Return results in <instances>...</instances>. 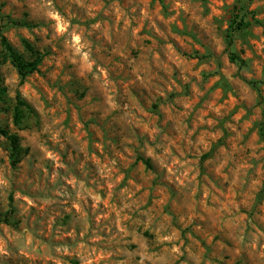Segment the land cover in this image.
<instances>
[{"label":"rangeland","instance_id":"1","mask_svg":"<svg viewBox=\"0 0 264 264\" xmlns=\"http://www.w3.org/2000/svg\"><path fill=\"white\" fill-rule=\"evenodd\" d=\"M1 37L43 58L0 64V264H264V0H0Z\"/></svg>","mask_w":264,"mask_h":264},{"label":"trees","instance_id":"2","mask_svg":"<svg viewBox=\"0 0 264 264\" xmlns=\"http://www.w3.org/2000/svg\"><path fill=\"white\" fill-rule=\"evenodd\" d=\"M252 23H257L252 14H249L244 4H235L232 8L225 38L227 40V48L230 49V60L239 66L244 65V61L239 59L232 51V43L235 33L243 32L249 28ZM22 47L25 54L16 50L4 37L0 38V64L9 61L14 67L17 74L24 80L27 76L37 71L38 66L42 61V55L36 51L31 44L22 40ZM264 84V81H263ZM256 90L257 83H251ZM3 99V89L0 87V100ZM35 117V113L31 106L24 100L17 97L16 104L13 109V124L18 129H24L22 125L24 115ZM0 134L4 136L10 144V158L13 164H16L23 154L27 153V149H23L20 144V139L16 134H11L4 130H0ZM143 164L147 169H150L149 160H143Z\"/></svg>","mask_w":264,"mask_h":264}]
</instances>
